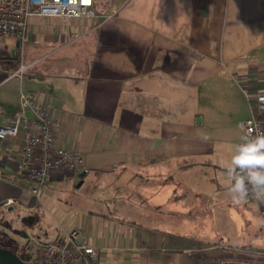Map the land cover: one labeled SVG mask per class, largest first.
I'll return each instance as SVG.
<instances>
[{
    "label": "crops",
    "instance_id": "1",
    "mask_svg": "<svg viewBox=\"0 0 264 264\" xmlns=\"http://www.w3.org/2000/svg\"><path fill=\"white\" fill-rule=\"evenodd\" d=\"M110 11L92 21L33 18L31 57L59 44L50 39L56 19L95 37L47 73L6 77L18 61L4 63L0 48V127L19 112L22 92L36 94L58 119L56 143L83 159L74 178L48 181L96 192L56 239L80 229L82 243L107 255L102 264H264V246L253 245L259 233L215 205L230 184L224 165L242 142L239 123L253 117L246 92H264V0H124ZM204 86L214 88L212 99L195 98ZM24 135L0 141V210L21 212L14 229L32 225L43 200L33 212L19 208L31 206L36 185L14 170Z\"/></svg>",
    "mask_w": 264,
    "mask_h": 264
},
{
    "label": "built area",
    "instance_id": "2",
    "mask_svg": "<svg viewBox=\"0 0 264 264\" xmlns=\"http://www.w3.org/2000/svg\"><path fill=\"white\" fill-rule=\"evenodd\" d=\"M106 1L112 3L105 10L100 8L99 0H0V41L23 51L32 17H68L87 21L98 17L108 19L116 14L110 10L124 0ZM26 69V65L22 64L15 75L22 78ZM246 99L253 117L239 123L243 137L264 134V92H246ZM54 115L53 110L39 102L36 94L22 92L19 112L3 121L0 127V141L25 134L14 170L17 175L36 184L31 191V206H19L20 210L28 213L36 209L41 200V188L54 175L68 178L82 170V157L56 143L58 119ZM11 205L13 202L8 201L6 206ZM81 237L82 231L74 229L53 241H35L37 261L41 264H102V253L82 243ZM31 262L35 261L31 258Z\"/></svg>",
    "mask_w": 264,
    "mask_h": 264
},
{
    "label": "rangeland",
    "instance_id": "3",
    "mask_svg": "<svg viewBox=\"0 0 264 264\" xmlns=\"http://www.w3.org/2000/svg\"><path fill=\"white\" fill-rule=\"evenodd\" d=\"M35 17L30 19L29 23V35L31 34V21ZM47 20V19H46ZM56 25H52L55 29L54 33L50 36L57 40L61 37L59 44H51L48 47L44 46L41 53L38 55L39 58L36 60L34 68L32 65H27L31 61H34L37 57H31V48H36L35 45L31 43H27L24 46L23 52L25 53V58L22 61V49L15 50V54L13 51H9L8 47H3L0 45V48H3V54L8 55V60L12 58V56H17L21 61V65L17 71L13 69H7L4 71L3 75L6 77H10L11 74H16L19 72L22 63L31 68L29 72L23 74V77H32V74L35 71H39L41 73H47L53 64V67H62L64 64L63 61L70 60V56L79 50L86 49L87 46L93 41L95 37L92 35L87 36V32L83 31V29H79L76 27V21L71 19H56ZM85 35V36H83ZM28 38V36H27ZM52 40V41H53ZM27 41V40H26ZM1 42V41H0ZM5 45V44H3ZM16 62V60H13ZM0 61V66H1ZM33 65V66H34ZM14 71V72H12ZM22 77V78H23ZM21 77L17 76V80L20 82ZM214 96V88L211 86H204V89H199V94L195 95V98L199 97V99H212ZM7 97L5 90H0V98L5 100ZM245 98V97H244ZM196 99H194L195 101ZM247 99H244V102L247 106ZM201 109L211 110L217 106L213 104H203L199 105ZM237 108L241 109V107L237 106ZM211 111L205 112L206 119L208 118L209 113ZM213 122H216L213 120ZM219 124V123H217ZM230 135V134H229ZM233 138V136L230 135ZM222 144H226L228 148L232 147L235 139L233 140H221ZM236 145V144H235ZM223 148V147H220ZM75 176H73L74 178ZM78 181L69 182V184H65V190H60L61 186H52V182L47 181L45 185L41 188V197L43 198L42 202L39 205V212L35 216V220L32 225H21L18 229H14L12 227L18 226L21 224L19 222V218L22 216L21 212H8L3 207L0 210V247L8 248V245H11L12 250L19 254L28 255L32 258V261H37V251L34 246L35 241H53L56 239L58 235L63 233L64 229L70 228L73 224L72 221H76L81 219L80 214L78 216L74 214L75 209H80L81 204L90 205L89 200L94 196L96 192L93 188H89L88 186L77 187ZM62 191V192H61ZM219 203L215 202V205L218 209L222 211V217L227 215V218L233 219L235 221H241L242 223L246 222L245 227L242 230L247 234L253 232L259 233L257 236V240L254 241L255 245H263L264 246V214L259 213V205H263L264 200L257 199L256 196L252 193L248 195L246 201L240 205H236L232 202L231 197L228 192L225 193L224 198H217ZM78 201V202H77ZM80 203V204H79ZM226 203V205H224ZM214 204V202H213ZM47 207V209H45ZM64 210V211H63ZM72 215V216H71ZM249 216H251L252 224L248 222ZM5 223L8 226H5ZM23 224V223H22ZM28 237H25V235ZM224 242H228L229 240L223 239ZM106 254L103 251L102 257L106 258ZM41 264V263H40Z\"/></svg>",
    "mask_w": 264,
    "mask_h": 264
},
{
    "label": "clouds",
    "instance_id": "4",
    "mask_svg": "<svg viewBox=\"0 0 264 264\" xmlns=\"http://www.w3.org/2000/svg\"><path fill=\"white\" fill-rule=\"evenodd\" d=\"M224 168L230 181L227 192L234 204L245 202L250 193L264 200V134L242 137Z\"/></svg>",
    "mask_w": 264,
    "mask_h": 264
},
{
    "label": "water",
    "instance_id": "5",
    "mask_svg": "<svg viewBox=\"0 0 264 264\" xmlns=\"http://www.w3.org/2000/svg\"><path fill=\"white\" fill-rule=\"evenodd\" d=\"M83 176H85V174H82V177ZM81 185H82V182L78 183L77 187L79 188ZM6 205H7V202L3 204V206H6ZM26 220L27 219H24L23 222H26ZM0 264H37V263L31 262V258L29 256L28 257L26 256V261H24L12 250V247H8V248L0 247Z\"/></svg>",
    "mask_w": 264,
    "mask_h": 264
},
{
    "label": "trees",
    "instance_id": "6",
    "mask_svg": "<svg viewBox=\"0 0 264 264\" xmlns=\"http://www.w3.org/2000/svg\"><path fill=\"white\" fill-rule=\"evenodd\" d=\"M99 2H100V8H102V9L105 8V10L108 9V6L112 3V2H107L106 0H99ZM13 60H17L18 61V63L16 62L15 65H16V67L19 68V66H20L19 58L14 56Z\"/></svg>",
    "mask_w": 264,
    "mask_h": 264
},
{
    "label": "flooded vegetation",
    "instance_id": "7",
    "mask_svg": "<svg viewBox=\"0 0 264 264\" xmlns=\"http://www.w3.org/2000/svg\"><path fill=\"white\" fill-rule=\"evenodd\" d=\"M13 56H12V58L10 59V61H8V57H7V60L6 61H4V63H7L8 64V62H10V63H12V64H14L15 62L13 61ZM21 259H23L24 261H26V256L27 255H23V254H19V253H17V252H15ZM28 257V256H27ZM34 263V262H33Z\"/></svg>",
    "mask_w": 264,
    "mask_h": 264
},
{
    "label": "snow or ice",
    "instance_id": "8",
    "mask_svg": "<svg viewBox=\"0 0 264 264\" xmlns=\"http://www.w3.org/2000/svg\"><path fill=\"white\" fill-rule=\"evenodd\" d=\"M86 2H87V0H86Z\"/></svg>",
    "mask_w": 264,
    "mask_h": 264
}]
</instances>
